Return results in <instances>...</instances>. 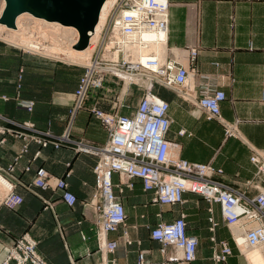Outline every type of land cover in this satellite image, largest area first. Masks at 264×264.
Wrapping results in <instances>:
<instances>
[{
	"label": "crops",
	"instance_id": "obj_1",
	"mask_svg": "<svg viewBox=\"0 0 264 264\" xmlns=\"http://www.w3.org/2000/svg\"><path fill=\"white\" fill-rule=\"evenodd\" d=\"M4 2V1H3ZM170 19L168 51L188 69H194L189 88L201 97L207 92L223 90L221 119H209L195 102L168 89L165 99L170 104L172 120L168 139L181 146V156L189 161L212 163L224 171L222 180L249 197L264 187V176L251 161L254 150L264 152V0H169ZM4 9V8H3ZM2 9V11H3ZM197 48L194 61L188 50ZM165 56V57H166ZM24 69L18 87L20 69ZM84 66L57 58L43 57L0 41V124L14 131H27L17 122L32 121L42 131L61 135L69 130L71 137L95 145L108 139L106 126L96 118L92 105L119 114H129L136 102L127 94H137L136 86L128 87L108 78L104 87L92 89L85 106L75 109V91ZM128 91L126 92V89ZM126 93V94H125ZM125 94L123 105L114 107L117 95ZM17 99L34 101L32 111L21 107ZM230 127V134L227 127ZM184 129L186 134L180 135ZM25 140L0 133V174L23 197V203L10 208L3 203L7 185L0 181V264L15 239L29 233L38 241L39 253L52 264H136L143 251L153 264H166L162 243L153 239L151 230L161 221L185 215L188 233L199 238L196 259L167 264H222L213 259V232L209 220L218 222L214 232L217 241L225 240L233 247L229 264H246L243 254L233 244L231 229L225 224L219 204H211L201 195L187 192L182 204H160L152 191H145L140 181L133 187L115 189L126 208V221L108 233L109 241H117L113 252L102 249L98 239V214L84 203L91 201L96 189L94 167L97 156L76 151L72 144L59 148L29 143L21 154ZM40 151L39 156H35ZM13 169L10 170V167ZM30 167L27 170V167ZM65 177L77 202L70 206L62 191L31 187L39 167ZM115 183L119 182L114 175ZM249 182V183H247ZM44 199L53 203L45 208ZM126 237L132 240L126 241ZM174 250L167 249L171 254Z\"/></svg>",
	"mask_w": 264,
	"mask_h": 264
},
{
	"label": "built area",
	"instance_id": "obj_2",
	"mask_svg": "<svg viewBox=\"0 0 264 264\" xmlns=\"http://www.w3.org/2000/svg\"><path fill=\"white\" fill-rule=\"evenodd\" d=\"M169 0H117L110 10L102 28L101 35L91 55L90 62L85 65L75 91V109L85 106L92 89L104 87L105 81L113 77L122 85L136 86L143 95L137 107L129 114L117 111H105L92 105L91 111L106 126L108 139L102 145L74 140L69 130L61 135L52 131H42L32 121L17 122L7 119L27 131H14L0 124V133L12 134L25 140L19 160L23 153L28 152L29 143L36 142L42 147L53 145L59 148L63 144H72L76 151L95 154L98 158L94 167L96 189L91 201L84 205L92 207L98 214V239L102 249L113 252L118 243L109 241L107 235L117 230L126 221V208L115 189L121 192L124 186L133 187L140 181L145 191L154 193V200L160 204H182L187 192L204 197L211 204H219L225 224L242 229L243 242L248 247L264 244V187L257 186L258 192L249 197L228 184L222 177L224 171L212 163L189 161L181 156V146L167 137L172 120L169 116L170 104L154 91V85L160 84L174 89L184 99L195 102L206 111L209 119H221V103L226 98L223 90L207 92L201 97L194 95L189 88L190 77L194 69L182 65L176 57L162 60L158 54L141 53V49L156 42H165L168 46L169 37ZM89 31V36H91ZM164 33L166 38L148 40V33ZM151 42V44H150ZM198 54L197 48L188 50L192 61ZM24 69H20L18 87ZM116 97L114 107L123 105V99ZM0 98L7 101L5 94ZM18 105L32 111L34 101L17 99ZM230 134V127H227ZM180 135L186 134L184 129ZM37 151L35 156H39ZM251 161L256 165L258 173L264 176V152L254 150ZM13 166L10 167V170ZM27 170L30 169L28 166ZM119 182L115 183L114 175ZM7 185L8 193L3 203L16 208L23 203V197L15 192L14 184H10L0 174ZM249 183V182H247ZM250 184V183H249ZM31 187L62 191V198L68 205L77 202L76 195L69 190L65 177L51 174L45 167L36 171ZM45 208H52L53 203L44 199ZM211 216L210 230L214 242L213 259L222 264H229L233 247L225 240L217 241L214 232L218 222ZM153 239L162 243L165 262L183 260L191 262L196 259L199 238L189 234L185 215L171 220L161 221L151 230ZM233 240L235 241L234 234ZM126 241L132 240L126 237ZM237 245V244H236ZM174 250L168 254L167 249ZM238 248V246H237ZM1 264H52L38 251V241L29 233L17 237L9 247L8 253ZM111 264H119L115 260ZM125 264V263H122ZM136 264H153L145 253H139Z\"/></svg>",
	"mask_w": 264,
	"mask_h": 264
},
{
	"label": "bare ground",
	"instance_id": "obj_3",
	"mask_svg": "<svg viewBox=\"0 0 264 264\" xmlns=\"http://www.w3.org/2000/svg\"><path fill=\"white\" fill-rule=\"evenodd\" d=\"M116 1L117 0H106L104 2L103 7H102L101 12H100L98 23H97L94 31L91 32L90 42H89L88 46H86L85 48H77V46H76L78 43L79 37H80L79 30L76 27L69 26V25H63V24H61L59 22H55V21H48L46 19L36 17V16H34L28 12H23L20 15H18L15 27H9L5 23L1 22V20H0V30L2 31V30L6 29L8 31H11L12 33H18L21 30L20 28L22 27V19H24V17L29 16V17L33 18L35 21L39 22L40 24L42 23V25H46L48 27L52 26L53 28L60 30V31L62 30L65 33L64 34L66 36V37H64L65 42H63L62 44H55L52 47L45 46L44 50H47V51L50 50L52 52L51 54H53V52H55L57 54L61 53L66 57L65 58L66 60H68L70 62H74V63H81L80 61H84L86 59V57L88 56V54H90L91 52L93 53V51L95 49V45L97 44L99 37L101 35L102 28H103V26H104V24L108 18L110 10L113 8ZM5 5H6V1L3 2V8H5ZM2 13H3V11H2ZM2 13H1V15H2ZM1 15H0V17H1ZM43 35L46 38L48 37L46 32L43 33ZM21 37H22L23 42H27V39L24 36H21ZM145 37L150 41H151V39H154V38H162V37L166 38L165 34L162 32H160L159 34L148 33L145 35ZM18 39H20V38H18ZM26 44L31 46L33 49H39V47H40L39 43H37L36 41L34 42V41L29 40ZM74 44H75V46H74ZM150 44H151V42H150ZM164 48L166 49V51H164L165 50ZM167 51H168V48H167L166 43L160 42V41L153 43L151 45H148V47L145 46V48L141 49V53H143V54H150L151 52H155L156 54L159 55V57L162 60H164L166 58L165 56H166ZM90 59H91V57H90ZM90 59L87 61L86 64H88L90 62ZM0 181H3V180L0 178ZM235 228H237V230H239V229L241 230V234L238 235L237 238H235V241L237 242V244L241 245L240 243L243 242L242 229L239 227H235ZM242 245H244L245 247H248L244 244V242L242 243ZM263 245L264 244L249 247V248H253V249L245 250L247 257L250 260V264H264V249H263V247L262 248L259 247V246H263Z\"/></svg>",
	"mask_w": 264,
	"mask_h": 264
},
{
	"label": "water",
	"instance_id": "obj_4",
	"mask_svg": "<svg viewBox=\"0 0 264 264\" xmlns=\"http://www.w3.org/2000/svg\"><path fill=\"white\" fill-rule=\"evenodd\" d=\"M0 17L9 27L16 26L18 15L28 12L48 21L74 26L80 37L77 48H85L90 42L89 31H94L106 0H5Z\"/></svg>",
	"mask_w": 264,
	"mask_h": 264
},
{
	"label": "rangeland",
	"instance_id": "obj_5",
	"mask_svg": "<svg viewBox=\"0 0 264 264\" xmlns=\"http://www.w3.org/2000/svg\"><path fill=\"white\" fill-rule=\"evenodd\" d=\"M3 1L4 0H0V15H1L2 9H3ZM20 29L21 30L18 33H12L11 31H8L6 29L2 30V31L0 30V41H6L7 40L6 42H8L10 44H13L14 46L16 45L18 47H21L24 51H26L28 53L41 55L43 57H46L47 59H49V58H54V59L57 58L59 60L69 62L68 60L65 59L66 57L63 54H61V53L57 54V53L53 52V54H51L52 52L50 50L49 51L44 50L45 46L52 47L55 44H62L63 42H65L64 37H66V36L64 35L65 33L62 30L60 31V30H57V29L53 28L52 26L48 27L46 25H42V23L40 24L39 22L35 21L33 18H31L29 16L24 17V19H22V27ZM45 32L47 33V36H48L47 38L43 35V33H45ZM21 36H24L27 39V42L30 40V41H34V42L36 41L37 43H39V46H40L39 49H33L31 46L26 44L27 42H23ZM18 38H20V39H18ZM74 46H75V44H74ZM164 51H166V49ZM91 53L88 54V56L86 57V59L84 61H80L81 63H76V65L79 64L81 66H84V72H85V65H86L87 61L90 59V57L92 55ZM128 89H130V88H127L126 92L128 91ZM136 90H137V94H133V95H132V93H130V94L128 93L127 94L128 95L127 96V100L128 101L131 100L133 103H135L136 102V98H138V97L140 98L141 94L138 93L139 89H136ZM156 92H158V94L161 97H163V98H166L168 96V90L163 88V87H161V86H158V85L156 87ZM125 94H121L122 99H125V96H126ZM137 95H138V97H137ZM118 96H120V94H118L117 97ZM231 233H232V235L234 234V238H237V236L241 234V230L240 229L237 230V228H235V227L233 228L232 227ZM242 243L243 242L240 243L241 245H238L237 242L235 243L234 240H233V244L236 247L238 246V248H237L238 251L241 254H243L244 259H246L245 260L246 264H250V260L248 259L247 255L245 253V250L253 249V248L245 247L244 245H242ZM259 247H261V248L263 247V249H264V245L263 246H259Z\"/></svg>",
	"mask_w": 264,
	"mask_h": 264
}]
</instances>
